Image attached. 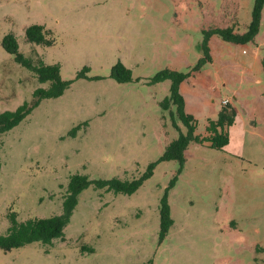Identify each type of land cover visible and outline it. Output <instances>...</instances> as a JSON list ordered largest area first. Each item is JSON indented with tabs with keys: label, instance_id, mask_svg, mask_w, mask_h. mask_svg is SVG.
<instances>
[{
	"label": "rangeland",
	"instance_id": "rangeland-1",
	"mask_svg": "<svg viewBox=\"0 0 264 264\" xmlns=\"http://www.w3.org/2000/svg\"><path fill=\"white\" fill-rule=\"evenodd\" d=\"M253 3L0 0V111L15 109L34 88L47 86L4 49L2 39L9 32L25 56L58 64L61 78L71 80L62 95L43 99L0 136V233L9 224V211L18 220L59 214L74 172L102 179L144 172L177 136L175 124L185 130L160 105L170 80L151 83L150 78L170 66L188 71L200 57L202 29L246 31ZM33 23L51 32V45L24 40V28ZM215 38L220 42L212 44L211 70L219 69L228 82L217 95L197 85L198 99L211 109L236 89L233 102L244 132L239 139L233 130L224 149L189 144L168 194L173 224L166 237L159 240L158 204L176 175L174 160L158 162L132 194L90 185L79 194L63 238L48 248L41 242L0 248V264H140L148 259L153 264H264V99L258 96H264V4L259 32L245 46ZM241 48L248 53L241 54ZM253 53L257 61L248 70ZM226 58H237L241 67L230 66ZM118 61L131 70L130 81L112 77ZM212 61L202 69H210ZM195 132L206 134L205 124L199 121Z\"/></svg>",
	"mask_w": 264,
	"mask_h": 264
},
{
	"label": "trees",
	"instance_id": "trees-1",
	"mask_svg": "<svg viewBox=\"0 0 264 264\" xmlns=\"http://www.w3.org/2000/svg\"><path fill=\"white\" fill-rule=\"evenodd\" d=\"M264 0H254L251 19L246 31L237 32L234 26L212 27L202 29V37L198 40L197 48L200 57L188 71L181 72L175 69L164 68L158 70L151 78V83H158L164 80H170L169 93L160 102L164 110L170 109L172 118L176 117L182 123L184 131L176 124L177 136L172 139L164 148L161 156L153 162H150L145 171L140 175L121 179L112 177L109 179L90 177L86 173L74 172L67 180L65 194L62 200V209L59 214H53L47 217H28L25 220H18L15 211H9L7 214L8 226L4 233H0V248L10 250L31 242H41L47 248L53 245L54 240L64 237V228L70 222L73 210L78 204L79 194L93 185L97 189H105L114 193L132 194L145 180L152 176L153 170L158 162L174 160L178 163L176 175L169 181L164 188L159 199V240H163L169 228L173 224L170 216V206L168 194L170 188L174 185L176 177L181 173L185 164V150L190 143L206 144L211 148L224 149L229 141L228 128L236 117V110L233 106L221 105L215 119H208L205 126L206 134L196 133L197 121L188 114L184 108V99L179 91L180 83L186 79L191 72L198 71L211 62L209 39L216 35L223 41L234 44H246L253 40L260 29L261 12ZM23 38L26 42L40 45H51L53 38L51 32L42 24L33 23L24 28ZM4 49L13 55L15 62L22 67L33 72L40 83H47V86H38L31 92L29 99L24 100L13 110L0 111V136L18 125L40 104L43 99L56 98L63 94L71 80H64L60 76L58 64L46 63L41 57L33 59L31 56H25L19 49L16 37L13 33H7L2 39ZM78 73L77 76H80ZM111 75L118 81H130L131 70L123 63L118 61L111 70ZM79 127L74 126L70 133ZM82 249L92 251L91 247L81 246ZM140 264H153L152 259H148Z\"/></svg>",
	"mask_w": 264,
	"mask_h": 264
},
{
	"label": "crops",
	"instance_id": "crops-1",
	"mask_svg": "<svg viewBox=\"0 0 264 264\" xmlns=\"http://www.w3.org/2000/svg\"><path fill=\"white\" fill-rule=\"evenodd\" d=\"M216 35H213L210 37L209 39V47H210V52H212V44L213 42H220L218 39L215 38ZM222 44V43H221ZM237 46L243 47V45L245 46V44H236ZM245 50V52L243 51ZM248 50L245 48H241V54H247ZM211 55V53H210ZM212 56V63L210 64L211 67L210 69L207 68V70H209V73L206 74L204 73V71L207 70H200V71H195V72H191L190 75L184 79L180 85H179V91L180 94L182 95L183 99H184V108L185 111L188 114H191L195 120L197 121V125L200 122H202L203 124H205L208 121V119H215L217 117L218 111L220 109L221 106V101L223 99H230V103L232 104L231 106L234 107V109L236 110V117H235V121L234 123L229 126L228 128V133H229V141L228 144L225 146H229V144L232 142V131L235 130V134H237L240 137H242L241 135L244 132V119L242 117V115H240L238 113V110L234 104V100L237 98L238 95V91L236 89H232L233 92V96L232 98L229 97H224L223 99H221L220 104L217 107H213L211 109L208 108H204L206 105L204 103H202L201 101H199L198 99V93L196 90V86L200 85L204 88H207L208 90H210L211 93L213 94H219V90H221L223 85H226L228 82V79L221 75L219 69H216V71H212L211 68L215 67L214 62L216 61ZM257 61V54L253 53L251 58L246 62V65L248 66V70L251 69V67H253V65H255ZM230 64V66L234 67V65L238 68L241 67L240 63L238 62L237 58H232L231 59H227L224 61ZM233 62H236L233 65ZM209 65V66H210ZM170 69H177L175 66H170ZM246 70V69H245ZM208 79H205V78ZM255 81L259 82V79H255ZM210 85V86H209ZM219 89V90H218ZM258 96L260 97V99H264V96L261 95L260 93H258ZM251 123L254 125L255 120L252 119ZM237 135L234 137V139H237L236 141L238 142L239 139L237 138ZM186 151V150H185ZM186 153V152H185Z\"/></svg>",
	"mask_w": 264,
	"mask_h": 264
},
{
	"label": "built area",
	"instance_id": "built-area-1",
	"mask_svg": "<svg viewBox=\"0 0 264 264\" xmlns=\"http://www.w3.org/2000/svg\"><path fill=\"white\" fill-rule=\"evenodd\" d=\"M244 52H245V50H243ZM224 105L225 104H227V103H230V99H223L222 101H221Z\"/></svg>",
	"mask_w": 264,
	"mask_h": 264
}]
</instances>
